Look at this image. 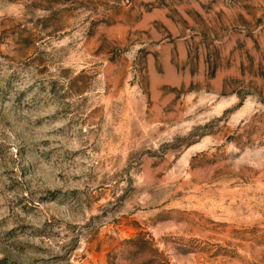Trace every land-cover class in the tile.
I'll use <instances>...</instances> for the list:
<instances>
[{"label":"rangeland","instance_id":"obj_1","mask_svg":"<svg viewBox=\"0 0 264 264\" xmlns=\"http://www.w3.org/2000/svg\"><path fill=\"white\" fill-rule=\"evenodd\" d=\"M0 264H264V0H0Z\"/></svg>","mask_w":264,"mask_h":264}]
</instances>
